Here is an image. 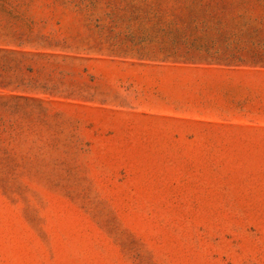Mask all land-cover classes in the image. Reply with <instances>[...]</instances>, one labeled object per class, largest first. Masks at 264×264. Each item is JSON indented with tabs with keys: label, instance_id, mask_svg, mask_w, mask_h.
<instances>
[{
	"label": "rangeland",
	"instance_id": "obj_1",
	"mask_svg": "<svg viewBox=\"0 0 264 264\" xmlns=\"http://www.w3.org/2000/svg\"><path fill=\"white\" fill-rule=\"evenodd\" d=\"M0 264H264V0H0Z\"/></svg>",
	"mask_w": 264,
	"mask_h": 264
}]
</instances>
